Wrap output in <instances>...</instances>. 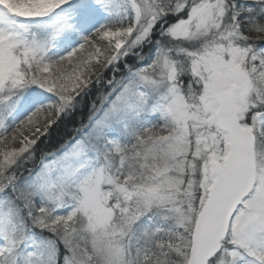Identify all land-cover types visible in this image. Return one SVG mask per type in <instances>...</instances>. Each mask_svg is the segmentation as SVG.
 I'll return each mask as SVG.
<instances>
[{"label": "snow or ice", "instance_id": "6c2138e0", "mask_svg": "<svg viewBox=\"0 0 264 264\" xmlns=\"http://www.w3.org/2000/svg\"><path fill=\"white\" fill-rule=\"evenodd\" d=\"M0 264H264V0H0Z\"/></svg>", "mask_w": 264, "mask_h": 264}]
</instances>
